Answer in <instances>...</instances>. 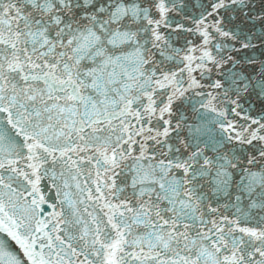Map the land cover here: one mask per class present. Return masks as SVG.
Wrapping results in <instances>:
<instances>
[{"label": "snow or ice", "instance_id": "snow-or-ice-1", "mask_svg": "<svg viewBox=\"0 0 264 264\" xmlns=\"http://www.w3.org/2000/svg\"><path fill=\"white\" fill-rule=\"evenodd\" d=\"M0 264H264V0H0Z\"/></svg>", "mask_w": 264, "mask_h": 264}]
</instances>
